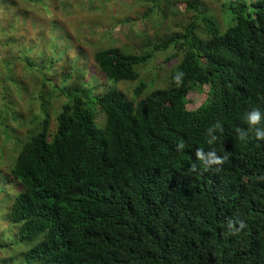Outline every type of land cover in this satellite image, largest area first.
I'll return each instance as SVG.
<instances>
[{"label": "trees", "instance_id": "trees-1", "mask_svg": "<svg viewBox=\"0 0 264 264\" xmlns=\"http://www.w3.org/2000/svg\"><path fill=\"white\" fill-rule=\"evenodd\" d=\"M181 1L184 31L159 32L147 54L96 51L101 84L62 90L54 132L46 114L20 147L6 174L19 187L2 205L25 263L264 264V120H246L264 113V0L220 3L223 24L202 1ZM155 54L173 67L166 88H118Z\"/></svg>", "mask_w": 264, "mask_h": 264}, {"label": "rangeland", "instance_id": "rangeland-1", "mask_svg": "<svg viewBox=\"0 0 264 264\" xmlns=\"http://www.w3.org/2000/svg\"><path fill=\"white\" fill-rule=\"evenodd\" d=\"M167 1L169 6L175 1L173 8L177 15H171L169 9L168 17L164 18ZM201 1L222 24L228 20L217 8L230 0ZM158 2L161 7H157ZM164 3L163 0H0V264H27L18 253L20 247L2 205L11 189L19 187L6 174L20 147L38 133L46 114L54 132L56 117L67 102L62 90L72 91L79 85L92 90L101 84V73L94 63L96 51L116 47L127 54H147L159 32L184 31L191 15L184 14L182 1ZM2 6H9V11L5 13ZM146 12H150L149 21L143 19ZM51 59L56 62L51 64ZM162 61L163 56L155 54L148 66L139 69L143 71L139 81H125L117 84L118 88L127 90L130 84L135 87L141 81L148 83V91L166 88L173 67L159 66ZM43 67L42 77L37 76L36 71ZM43 76L45 85L39 81ZM204 89L190 94L188 109L195 110L203 103ZM103 122L104 117L99 114L98 128H102Z\"/></svg>", "mask_w": 264, "mask_h": 264}, {"label": "clouds", "instance_id": "clouds-1", "mask_svg": "<svg viewBox=\"0 0 264 264\" xmlns=\"http://www.w3.org/2000/svg\"><path fill=\"white\" fill-rule=\"evenodd\" d=\"M177 80H178V77H177ZM246 120H247V123L250 126L259 125V124L262 123V120H264V113H262L258 108L257 109H253L252 111L247 113ZM241 139H243V136H241ZM256 139L264 141V130L259 129V128L256 129ZM208 143H211V141H208ZM183 147H184L183 144L179 145L180 149H183ZM196 155H197L198 159H200L201 161L204 160L203 149L198 148L197 152H196ZM209 156L211 157V160H212L213 163L219 164L221 162L215 156L214 153H209Z\"/></svg>", "mask_w": 264, "mask_h": 264}]
</instances>
